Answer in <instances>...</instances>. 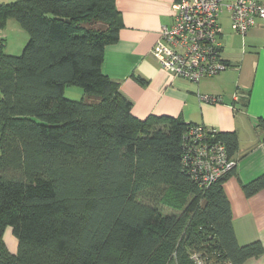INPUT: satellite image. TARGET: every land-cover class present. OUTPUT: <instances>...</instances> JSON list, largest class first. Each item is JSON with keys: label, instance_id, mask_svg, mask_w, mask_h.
<instances>
[{"label": "trees", "instance_id": "obj_1", "mask_svg": "<svg viewBox=\"0 0 264 264\" xmlns=\"http://www.w3.org/2000/svg\"><path fill=\"white\" fill-rule=\"evenodd\" d=\"M26 33L18 56L0 35V264H244L222 184L192 178L179 118H135L101 71L118 39L115 0L0 4V32ZM80 88L69 100L65 89ZM264 128V121H260ZM234 160V133L215 134ZM264 190V174L243 186ZM17 240L11 254L3 241Z\"/></svg>", "mask_w": 264, "mask_h": 264}, {"label": "crops", "instance_id": "obj_2", "mask_svg": "<svg viewBox=\"0 0 264 264\" xmlns=\"http://www.w3.org/2000/svg\"><path fill=\"white\" fill-rule=\"evenodd\" d=\"M13 1L16 0H0V4ZM248 1L264 4V0ZM177 2L115 0L120 17L118 39L105 48L101 71L118 84L119 93L130 103L132 115L139 120L167 116L191 126L235 134V175L227 178L222 188L229 203L237 244L259 242L263 248L262 256L248 259L244 264H264V190L250 197L243 191V186L264 174V128L258 126L264 121V24L256 20L251 31L241 37L232 31L230 13L223 9L218 23L222 31V53L229 67L215 77L194 83L160 69L150 55L161 28L172 26L171 7ZM11 20L0 32L7 41V54L8 27L13 28L17 38L27 36ZM16 37L12 42L19 41ZM236 91L243 96L234 101ZM199 96L217 97L218 102L206 103ZM3 241L7 250L16 254L17 240L9 228L4 232Z\"/></svg>", "mask_w": 264, "mask_h": 264}, {"label": "built area", "instance_id": "obj_3", "mask_svg": "<svg viewBox=\"0 0 264 264\" xmlns=\"http://www.w3.org/2000/svg\"><path fill=\"white\" fill-rule=\"evenodd\" d=\"M178 0L173 4L171 27H162L150 55L160 69L173 77L185 78L199 83L228 69L220 42L221 27L218 17L223 9L230 13V27L241 37L255 26V21L264 24V4L248 0ZM243 95L234 93L237 101ZM206 103H217L213 96H199ZM214 129L192 126L185 136V159L188 160L192 178L203 184L215 182L234 167L227 160L221 141L215 140Z\"/></svg>", "mask_w": 264, "mask_h": 264}, {"label": "rangeland", "instance_id": "obj_4", "mask_svg": "<svg viewBox=\"0 0 264 264\" xmlns=\"http://www.w3.org/2000/svg\"><path fill=\"white\" fill-rule=\"evenodd\" d=\"M11 21H12V23H15L14 20H11ZM15 25H17V24H15ZM10 32H12V33H10ZM21 33H24V32L22 31ZM6 34H8L7 37H9L8 38V43L10 42L9 45H8V52H9L8 54H11L12 56L20 55L22 50H23V48L25 47V44L27 43V36H26V38H22V39L20 37L17 38L15 36V32H13V28H11V27H8ZM23 35H26V34H23ZM15 37L19 41L12 42V41L15 40L14 39ZM6 48H5V50H6ZM64 94H65L66 98H68L69 100H72V101H77V100L81 99V97H82L81 89L80 88H76V87L66 88Z\"/></svg>", "mask_w": 264, "mask_h": 264}]
</instances>
